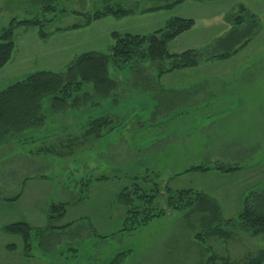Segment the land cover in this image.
Listing matches in <instances>:
<instances>
[{"label":"rangeland","instance_id":"obj_1","mask_svg":"<svg viewBox=\"0 0 264 264\" xmlns=\"http://www.w3.org/2000/svg\"><path fill=\"white\" fill-rule=\"evenodd\" d=\"M114 2L126 8L138 6V10L164 3L163 0ZM240 4L260 18L259 34L228 57L210 58L211 54L218 53L217 40L232 28L233 23L227 16L236 13ZM46 5L50 7L45 8ZM102 6V0H49L46 3L0 0V31L11 19L37 18L46 33L45 37H40L38 26L32 24L13 29L14 51L9 62L0 69V90L38 70L62 72L76 56L86 51L110 54L112 32L149 34L173 17L191 18L194 24L168 42L170 53L194 49L200 61L264 62V0H184L167 9L121 18L105 16L85 26L70 28L81 23L80 12L92 13ZM161 66L166 68L168 61L144 60L122 67L110 61L109 76L126 79L127 83L121 87L127 91L116 87L105 98L80 99L79 104L62 112H54L52 95H45L41 100L44 124L8 135L0 143V264H111L123 251L125 255L119 264H207L210 255L217 256L213 264H247L264 248V233L251 235L238 221L245 198L251 192L264 191V147L239 148L238 157H224L226 163H211L205 157V161L197 164L162 161L147 164L141 143L161 135L162 131L160 128L139 131L130 125L127 131L121 124L123 118L146 123L142 118L146 111L144 103L152 102L148 76L154 80ZM174 73L164 79L184 81ZM261 79L264 83V76ZM90 90L92 92V84L88 83L83 91ZM69 102H73L72 98ZM109 110L118 115H110ZM100 116H109L114 130L103 133L99 140L87 136L96 131L84 136L83 127ZM118 125L122 130H118ZM104 128L103 131L108 130V126ZM261 136L264 144V129ZM199 164H224L238 166L241 170L230 175L214 169L185 172ZM170 175L173 177L169 180ZM134 177L147 179V188L157 183L159 191L153 205L164 208L166 213L135 231L119 232L125 208L115 202V196L122 188L136 182ZM167 187L171 190L192 188L213 197L221 218L235 219V224L224 226L231 232L230 238L210 236L204 241L197 238L202 229L201 214L192 208L184 211L168 208ZM17 194L19 198L5 200ZM60 202L69 203L66 212L61 219L50 222L49 206ZM20 220L37 228L51 223L54 228L33 233L32 246L25 251L19 235L3 230L5 224ZM60 226L66 227L58 229Z\"/></svg>","mask_w":264,"mask_h":264},{"label":"trees","instance_id":"obj_2","mask_svg":"<svg viewBox=\"0 0 264 264\" xmlns=\"http://www.w3.org/2000/svg\"><path fill=\"white\" fill-rule=\"evenodd\" d=\"M40 1L46 3L49 0ZM114 1L102 0L103 6L101 9L92 13L80 12L81 23L73 24L70 28L79 25L85 26L105 16L121 18L128 14L167 9L184 0H163L164 3L162 4H155L140 10L137 9L138 6L126 8L119 2ZM47 7L50 6L46 5L45 8ZM227 17L234 25L232 24V28L217 40L215 49L218 53L209 55L210 58L222 59L236 53L240 47L244 46L259 32L258 16L242 5L239 6L236 13ZM25 24L38 26V35L40 37L46 36V33L42 31L40 19H11L8 26L0 31V69L9 62L14 51L13 29L16 26ZM193 24L194 21L191 18L173 17L168 19L163 27L149 34L112 32L113 42L110 45V54L92 50L86 51L76 56L62 72L38 70L3 88L0 90V143L8 135L18 134L31 128H40L44 124L45 116L42 112L41 100L45 95H52V110L54 112H62L70 106H76L79 104L80 99L105 98L108 96L117 87L116 81L108 74L110 61L114 65L122 67L132 62H142L144 60L160 62L167 60L168 66L166 68L161 66L158 74L197 65L200 62V57L196 50L187 49L179 54L170 53L167 50L168 42L189 30ZM88 83L92 84L91 93L83 91ZM71 98L72 103L69 102ZM106 123V116H100L91 121L90 128L94 129L95 125L97 134H100L102 126ZM93 132V130L90 131V133ZM212 169L220 172H230L238 170L239 167L224 164H199L188 168L185 172H205ZM134 178L136 182H133L131 186L122 188L115 196V202L120 203L125 208L123 224L119 232L135 231L146 226L152 219L162 217L166 213L164 208L153 205L159 191L157 183L153 182L147 188V179ZM90 179H88V183L91 181ZM100 179H104V177ZM138 180H141L142 184L138 183ZM166 192L168 193L166 206L171 210L184 211L192 208L194 212L201 214L202 229L196 235L197 238L202 241L210 236L230 238L231 232L225 229L224 226L235 224V219L223 220L219 207L212 197L192 188L171 190L167 187ZM19 196L17 194L14 197H6L5 200H15ZM68 204V202L51 203L48 209L50 222L61 219ZM238 221L243 223L245 229L251 235L264 233V191L260 193L251 192V195L245 198L243 210L238 215ZM65 227L60 226L58 229ZM51 228H54L51 223L44 228H37L32 227L23 220L3 226L5 232L21 237L25 251H28L32 246L33 233L43 232ZM10 247L13 248V245H10ZM124 255V251L118 253L111 264H119ZM209 259L207 264H213L217 260V256L210 255ZM226 262L228 263V261ZM263 262L264 248L251 257L247 264H263Z\"/></svg>","mask_w":264,"mask_h":264},{"label":"crops","instance_id":"obj_3","mask_svg":"<svg viewBox=\"0 0 264 264\" xmlns=\"http://www.w3.org/2000/svg\"><path fill=\"white\" fill-rule=\"evenodd\" d=\"M241 5L243 4L239 6ZM258 34L259 32L256 35ZM247 68L259 71H247ZM173 72L184 78V81L179 83L175 79L173 82L164 79ZM149 76L152 102L146 100L144 103L146 111L142 118L146 123L138 121L139 119L130 122L125 118L121 122L127 131L130 130L128 125L139 131L147 132L153 128H160L159 131H162L161 135L141 143L147 164L158 161L197 164L205 161V157L211 163H226L224 157H238L239 148L264 147L261 143L264 129V83L261 79L264 76L263 61L204 59L193 67L161 75L156 73L154 80ZM113 80L119 89L126 90L121 87L123 83H127L126 79ZM87 92L91 93V90ZM108 113L118 115L114 110H109ZM106 120L100 134L96 132L94 135H87L92 134L91 130L96 131L95 128H90V124L83 127V135L93 136L95 140L102 139L103 133L107 134L115 127L109 116H106ZM105 126H108L107 131H103ZM117 127L118 130L121 129L119 125ZM240 170L239 167L238 170L221 173L230 175ZM172 177L170 175L169 180Z\"/></svg>","mask_w":264,"mask_h":264}]
</instances>
